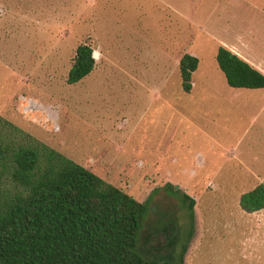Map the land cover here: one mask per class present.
<instances>
[{"label": "rangeland", "instance_id": "rangeland-1", "mask_svg": "<svg viewBox=\"0 0 264 264\" xmlns=\"http://www.w3.org/2000/svg\"><path fill=\"white\" fill-rule=\"evenodd\" d=\"M83 42L94 68L67 84ZM220 45L264 64V0H0V115L145 202L134 248L144 259L252 264L241 241L264 214L249 217L238 201L264 183V91L227 85ZM184 53L199 59L190 93L178 75ZM187 94L219 96V119L202 115L205 131L176 126L191 112L158 99ZM156 220L173 225L171 243L151 235Z\"/></svg>", "mask_w": 264, "mask_h": 264}, {"label": "trees", "instance_id": "trees-1", "mask_svg": "<svg viewBox=\"0 0 264 264\" xmlns=\"http://www.w3.org/2000/svg\"><path fill=\"white\" fill-rule=\"evenodd\" d=\"M215 61L229 87L264 88V74L227 47L218 46ZM198 64L190 53L179 58L184 93ZM94 65L93 48L78 44L66 83L79 82ZM181 195L192 209L194 200ZM238 204L245 213L263 209L264 183L242 193ZM146 209L0 115V264H159L134 250Z\"/></svg>", "mask_w": 264, "mask_h": 264}, {"label": "crops", "instance_id": "crops-1", "mask_svg": "<svg viewBox=\"0 0 264 264\" xmlns=\"http://www.w3.org/2000/svg\"><path fill=\"white\" fill-rule=\"evenodd\" d=\"M237 54V53H236ZM239 55V54H238ZM264 57V56H263ZM248 61V60H246ZM264 61V60H263ZM253 67H255L256 69H258L260 72H262L264 74V64L262 63H259L258 62H250L248 61ZM262 91H264V88L263 89H260ZM158 99L159 101H161L162 103L164 104H169L170 107L172 104L174 103H183V105H172L174 107V110H178V113H185V112H191V117L188 118V117H179L178 119V123H176V126L177 125H181V124H184L185 126H188L190 124H194V125H197L200 127V129H202V131H205V127H203L202 125V115H204V118H206L207 115H211V114H214L217 116V118L219 119V96H216V97H213V96H200V97H196L195 100H192L193 99V96L192 95H186V96H182V97H179V98H172L171 96H162V95H158ZM237 99H239V97H237ZM247 99V98H246ZM257 100V98H255ZM264 100V96L262 98ZM262 100V101H263ZM243 102V100H241ZM208 102L214 104V109L213 110H205L203 107H205V105L208 104ZM234 102V101H233ZM237 102V100L235 101ZM240 102V101H238ZM245 102H247L245 100ZM258 102V101H257ZM192 103V104H191ZM189 104V105H188ZM172 108V107H171ZM173 109V108H172ZM189 128V127H188ZM219 135V131H217V133ZM206 137L207 139L209 138L208 135L206 134ZM219 137V136H218ZM208 141V140H206ZM195 155V158L193 160H196L197 158H200L202 154L201 150H193L192 152V155H191V158ZM205 160V157L203 158ZM202 160V159H200ZM194 165H198L195 163V161H193ZM157 163H154V166H156ZM201 165V164H199ZM89 168L90 170H92L94 173H96L97 175H99L101 178H103L99 172L95 171L93 168H92V165L87 167ZM95 168V167H94ZM207 180V178H205L204 180H197L196 179V175H193L192 178H191V182H196V183H202V182H205ZM167 181H171L172 180L170 178H168L166 180ZM164 182V183H166ZM260 213H263L264 214V208L259 210V211H256V212H253V213H246L247 216L249 217H252L255 215V218L258 214ZM257 224H256V227L254 226L253 227V224L250 223V228L248 230V234H249V237L247 239H242L241 241V245L244 246H248V252L250 253L251 256H253L252 258H249L250 260H253L252 261V264L255 263V255H257L258 253L261 255V257L259 258V262L264 264V250H261V248L264 247V218L263 219H259L256 221ZM260 235H262V237H260ZM262 254H263V257H262ZM257 259V258H256ZM258 262V264H259Z\"/></svg>", "mask_w": 264, "mask_h": 264}, {"label": "flooded vegetation", "instance_id": "flooded-vegetation-1", "mask_svg": "<svg viewBox=\"0 0 264 264\" xmlns=\"http://www.w3.org/2000/svg\"><path fill=\"white\" fill-rule=\"evenodd\" d=\"M166 184H168V183L166 182ZM153 187H155V186H153ZM156 187H158V185H156ZM164 188H166L165 184H164ZM166 189L169 190V188H166ZM159 222H160V220L155 221V227H154L155 231L153 230L154 232L152 231L150 233L152 236L155 237L157 242H162L165 245H167V244L171 243V237L173 236V232H174L173 231V225H168V226H165L164 228L157 229ZM161 255H163V254H161ZM182 259H183V257H182Z\"/></svg>", "mask_w": 264, "mask_h": 264}, {"label": "water", "instance_id": "water-1", "mask_svg": "<svg viewBox=\"0 0 264 264\" xmlns=\"http://www.w3.org/2000/svg\"><path fill=\"white\" fill-rule=\"evenodd\" d=\"M95 55H96L95 52H93V57H95Z\"/></svg>", "mask_w": 264, "mask_h": 264}]
</instances>
